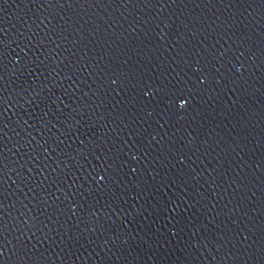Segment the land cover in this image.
Instances as JSON below:
<instances>
[{"label":"water","instance_id":"obj_1","mask_svg":"<svg viewBox=\"0 0 264 264\" xmlns=\"http://www.w3.org/2000/svg\"><path fill=\"white\" fill-rule=\"evenodd\" d=\"M0 264H264V0H0Z\"/></svg>","mask_w":264,"mask_h":264}]
</instances>
